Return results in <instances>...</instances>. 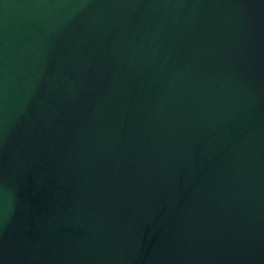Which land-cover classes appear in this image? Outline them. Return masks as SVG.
<instances>
[{
    "label": "water",
    "instance_id": "obj_1",
    "mask_svg": "<svg viewBox=\"0 0 264 264\" xmlns=\"http://www.w3.org/2000/svg\"><path fill=\"white\" fill-rule=\"evenodd\" d=\"M0 264H264V0H0Z\"/></svg>",
    "mask_w": 264,
    "mask_h": 264
}]
</instances>
